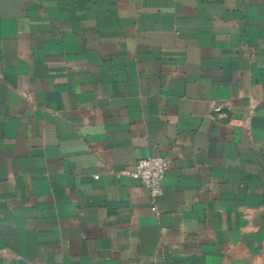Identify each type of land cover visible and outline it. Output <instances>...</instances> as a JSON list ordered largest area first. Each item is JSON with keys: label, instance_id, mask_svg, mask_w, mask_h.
I'll use <instances>...</instances> for the list:
<instances>
[{"label": "crops", "instance_id": "1", "mask_svg": "<svg viewBox=\"0 0 264 264\" xmlns=\"http://www.w3.org/2000/svg\"><path fill=\"white\" fill-rule=\"evenodd\" d=\"M0 264H264V0H0Z\"/></svg>", "mask_w": 264, "mask_h": 264}, {"label": "built area", "instance_id": "2", "mask_svg": "<svg viewBox=\"0 0 264 264\" xmlns=\"http://www.w3.org/2000/svg\"><path fill=\"white\" fill-rule=\"evenodd\" d=\"M219 106L212 108L213 113H218ZM170 161L164 157H148L140 160L132 172H122L121 175H128L141 182L151 194L152 201L157 199L163 188V182L168 171Z\"/></svg>", "mask_w": 264, "mask_h": 264}]
</instances>
